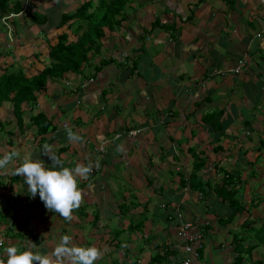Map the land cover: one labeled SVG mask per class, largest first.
Instances as JSON below:
<instances>
[{
	"label": "crops",
	"instance_id": "1",
	"mask_svg": "<svg viewBox=\"0 0 264 264\" xmlns=\"http://www.w3.org/2000/svg\"><path fill=\"white\" fill-rule=\"evenodd\" d=\"M133 2L120 29H104L100 55L91 63L107 64L96 76L85 80L69 73L72 87L53 81L49 87H56L44 92L49 106L43 113L55 126L45 139L35 138L33 127L27 130L28 114L23 130L10 115L14 121L8 123L12 127L6 142L0 135V154L15 150L20 159L30 156L51 167L41 154L48 144L66 167L89 162L98 167L93 177L78 179L83 199L70 222L43 203H31L16 215L7 247L50 254L60 236L70 235L75 245L101 251L94 264H183L191 257L176 231L181 223L197 221L202 225L191 233L201 236L204 249L189 264H237L240 247L242 264H264V247L242 227L264 224V193L252 196L247 188L245 200H240L244 210L229 224L223 220L233 209L214 195L224 177L235 173L240 182L260 175L264 184V10L258 0ZM29 7L27 17L37 13L48 20L46 11ZM30 23L42 30L50 27L46 37L51 31L55 37L67 32L70 42L77 40L66 26ZM243 56L249 63L236 76L228 73ZM44 106L38 97L36 109ZM36 109L32 112H40ZM64 110L71 120H56ZM64 125L83 141L70 143ZM129 130L142 133L130 137ZM20 159L0 170L1 181L10 179ZM197 159L204 162L197 173L208 185L205 192L211 191L203 200L198 191L180 185ZM27 188L23 177L10 192L0 185V204L15 199L16 192L30 195ZM140 220V228L125 231ZM245 233L253 242L241 235ZM156 254L159 261L153 260Z\"/></svg>",
	"mask_w": 264,
	"mask_h": 264
},
{
	"label": "trees",
	"instance_id": "2",
	"mask_svg": "<svg viewBox=\"0 0 264 264\" xmlns=\"http://www.w3.org/2000/svg\"><path fill=\"white\" fill-rule=\"evenodd\" d=\"M47 1L48 0H45L44 2ZM132 3H134L133 0H88L80 4L73 12L61 13L57 28L66 26L67 30H70L75 36H77L75 42L69 41L67 32H62L57 35L55 37L56 42L53 45H49L47 57L49 64L38 74L31 77H27L19 67L16 70H13L12 66L3 68V72L0 74V108L5 105H8L11 108V112L15 117L16 125L20 130H23V125L25 124V114H29V123H27L26 126L28 127L27 130L33 127L35 138L41 136L42 139H45L44 137L55 129V126H53V119L48 118L43 112H32V109H36L39 95L42 92L47 91L50 83L53 81L63 82L64 80H67L66 75L69 73L77 74L80 78L84 77L85 80L91 76L89 73L91 70L94 74H97L100 69L107 64L105 60L96 63L99 64L98 66L95 63H91V59L100 55V41L104 36V29L109 31L120 29L122 22L128 17V15L123 16L125 9ZM28 11L29 5L26 4V7H24V0H0V30L6 32L7 28L5 23L10 22L16 26V29L13 30V35L17 38L20 25L17 22L14 23V18H17L18 20L22 19L25 23L22 26H25V29L28 32L32 27L30 21L39 27L47 23L44 15L33 13L29 14L30 16L27 17L26 14ZM38 18L43 20L38 21ZM17 19L15 20L17 21ZM38 29L40 34L44 33V30L40 28ZM10 54L11 51L7 50L6 55ZM0 131H3L1 124ZM260 145H262L261 142ZM199 160L200 159L196 160V167L190 170L188 177L182 180L180 185L186 186L187 188L189 187L190 190L198 191L202 194L206 193V195H208L211 191L205 192L207 185L204 182L202 183L201 178L197 173L204 165V162L202 163ZM235 178L236 177L233 175H226L223 181L214 190L216 198H220L223 202L228 203L233 209L231 215L223 220L224 224L231 223L234 216L244 210V206H242L241 202L235 197V191L227 188L235 182ZM17 179V176L12 175L7 182L1 181L0 185H4L6 192H10ZM13 197L15 199H10L8 203L13 204V208L9 207L8 211L0 209V231L5 229L0 232V238L4 236L12 237V232L8 234L9 228L6 227L8 224H14V218H11L13 216L9 215V212L18 215L16 212L18 211L17 204L19 199L20 201L21 199H26L17 192ZM125 213H127V211ZM167 221L171 222L170 220ZM142 224V220L135 222L134 224H128L125 231L132 232L135 229L140 228ZM251 226L252 225L247 223L242 225L245 230L253 228ZM11 227L15 228L14 225H11ZM18 235H20L19 232L16 236ZM254 237L260 243L264 242V236L256 234ZM126 241L127 240H125V243ZM119 246H121V244H119ZM252 250L253 249L249 251ZM243 254L244 252L240 247L238 253L239 257L236 262L237 264L243 263ZM159 258L160 255L156 254L153 260L159 261Z\"/></svg>",
	"mask_w": 264,
	"mask_h": 264
},
{
	"label": "clouds",
	"instance_id": "3",
	"mask_svg": "<svg viewBox=\"0 0 264 264\" xmlns=\"http://www.w3.org/2000/svg\"><path fill=\"white\" fill-rule=\"evenodd\" d=\"M66 135L70 143L83 141V138L71 127L66 128ZM41 154L51 160V167L45 166L39 159L33 160L30 156L20 159V153L12 150L0 156V170L7 169L14 160L20 159V163L11 169L12 175L23 177L31 197H36L38 194L48 211L70 222L73 211L80 207L83 199L78 179L93 177L94 173L91 175V172L94 167H98V163L89 162L87 165L76 163L72 168L66 167L48 144L43 145ZM28 196L25 198L27 199ZM38 203L41 202L34 204ZM4 243V240L0 239V248H3L6 255V259L0 257V264H94L102 256L101 251L95 246L75 245L70 235L60 236L50 254L34 252L31 249L21 250L16 246L3 247ZM32 246L36 247L35 244Z\"/></svg>",
	"mask_w": 264,
	"mask_h": 264
},
{
	"label": "rangeland",
	"instance_id": "4",
	"mask_svg": "<svg viewBox=\"0 0 264 264\" xmlns=\"http://www.w3.org/2000/svg\"><path fill=\"white\" fill-rule=\"evenodd\" d=\"M41 2H44L42 0H24V6L26 7V4L30 5H34L37 6L36 10L39 8L42 9V11H46L45 13H47L48 15V24L52 27L58 25V21L60 18V14L61 13H69V12H73L72 10L76 7L75 5L77 4L80 5L83 1L82 0H75V2L73 3L72 0H48L47 2H45V5H42ZM76 3V4H75ZM30 10V7H29ZM126 10V9H125ZM10 17V16H9ZM17 18H14V23H19L20 28L18 30V36L17 38H15L14 34V29H16V26H14V24L10 23V22H6V28L7 31H1L0 30V74H2L3 72V68L5 67H11L13 70H16L18 67L21 68V70H23L24 74L27 77H31L33 75L38 74L44 67H46L49 64V60L47 59L48 57V52H49V45H53L55 42V36L49 33V36L46 37V34L48 35L47 30L50 28L45 29L42 33L40 34L39 29L37 27H31L29 32L26 31L25 23L22 21V19H17V21L15 20ZM5 22V20H4ZM61 32V30H60ZM59 32V33H60ZM46 33V34H45ZM116 34V33H114ZM109 35V34H108ZM117 35V34H116ZM45 37V39H44ZM116 37V36H115ZM10 50L11 54L10 55H6V51ZM98 57L95 56L94 59H97ZM91 74L92 77H95L96 75L92 72V70L89 72ZM76 77L78 78L79 75L76 74ZM82 81V80H81ZM90 82H92V80H89ZM87 82V81H86ZM59 85L63 86H71V83L68 80H64L63 82H59ZM59 85H57L58 87H60ZM56 87L55 85H52L48 88V90L50 91L51 88ZM72 87V86H71ZM42 95V96H41ZM39 97H41L42 101H44L45 106L42 108H38L36 110H39L40 112H44L46 113V107L49 106V99L47 98L46 94L44 92H42ZM78 94L76 95V98L78 99ZM81 106V105H79ZM43 109V111L41 110ZM50 110V109H49ZM68 110H64L61 111L62 114H60L59 116L54 117L56 120H59L60 122L66 121V120H71V115L72 114H68L67 112ZM73 113V112H72ZM10 115H13L11 112V109L8 105H5L3 107L0 108V124L3 127V131H0V135H3V137H1V141L6 142V138H8L7 136V129L11 128V125H8V123H13L14 121V117L12 119H10ZM29 115V114H28ZM68 125V124H67ZM66 125H64V130H66ZM142 132H140L138 134V136L141 134ZM136 137V136H134ZM5 148V146L3 147ZM6 149V148H5ZM4 154H0V156H2ZM235 173V172H234ZM236 173L233 175L235 176ZM225 175H222V178ZM250 179H248V177L246 178H241V182L238 179H234L235 182L232 183L230 186H228L227 188L232 189L233 191H235V197L240 201H244L246 196H247V188H249V193L252 196H258V195H263L264 193V184L262 179L260 178V175H249ZM254 176V178H252ZM226 177V176H225ZM2 177L0 176V181H1ZM208 186V185H207ZM22 194V193H21ZM121 195V193L119 194ZM23 197V195H22ZM27 197V196H26ZM2 201L4 202V200L0 199V203H2ZM8 201H5V206L1 207L3 209V211H8L9 207H12L13 204H8ZM13 208V207H12ZM9 215L13 216L11 218L16 217L15 214H12L9 212ZM260 220H256V222L259 223ZM6 223V222H4ZM15 223V222H14ZM11 225L13 226L14 224H8L6 227L9 228V232H12ZM6 228V229H7ZM258 229H256V227L254 228H250V230L253 233H250L251 235L255 236L256 234H259L260 236H264V224H260V227H257ZM5 230V229H4ZM1 230V231H4ZM0 231V232H1ZM248 232V231H247ZM242 236L245 237L246 240H248V242H253L252 238L247 234H241ZM5 240V244L7 242V236L3 237ZM256 242V244L262 245V247H264V244L260 243L257 240H254ZM7 244L5 245V247H7ZM4 247V246H3ZM0 257L4 258L6 257L5 253L2 254ZM264 258V256H263Z\"/></svg>",
	"mask_w": 264,
	"mask_h": 264
},
{
	"label": "built area",
	"instance_id": "5",
	"mask_svg": "<svg viewBox=\"0 0 264 264\" xmlns=\"http://www.w3.org/2000/svg\"><path fill=\"white\" fill-rule=\"evenodd\" d=\"M258 2L260 3L261 7L264 10V0H258ZM264 32V31H263ZM256 38L260 39L262 37V32H258L256 33ZM249 63V59L246 56H243L241 59H239L236 63V66L231 69L229 72L237 75L240 73V71ZM140 133V130H129L127 132V135L130 137H134L137 136ZM95 171L93 170L91 172V175L94 173ZM198 197L200 199L203 200V194L198 192ZM35 202H41L43 203L40 199L39 196L37 194L36 197H31L30 195L28 196L27 199H19V202L17 204L18 207V211L16 212V214L20 213L21 211L26 209L27 206L29 205V203L34 204ZM165 207V206H164ZM162 206V208H164ZM176 215L179 217H181V214L179 213V211L175 212ZM201 223H198L197 221L193 222H185V223H181L180 226L178 227L177 231H176V235L178 238H183L185 239V243L182 245V249L184 252H186L192 259H198L199 257V251L204 249L203 246V240L201 239V236L196 235L195 237H193L191 231L194 227L198 228L199 226H201ZM3 239L4 238H0ZM5 242V240H4ZM191 258H189L188 260L186 259L183 264H189L191 262Z\"/></svg>",
	"mask_w": 264,
	"mask_h": 264
},
{
	"label": "bare ground",
	"instance_id": "6",
	"mask_svg": "<svg viewBox=\"0 0 264 264\" xmlns=\"http://www.w3.org/2000/svg\"><path fill=\"white\" fill-rule=\"evenodd\" d=\"M216 73V72H215ZM220 73V72H219ZM223 74V73H222ZM227 74V73H226ZM220 75V74H219ZM200 230V229H199Z\"/></svg>",
	"mask_w": 264,
	"mask_h": 264
}]
</instances>
